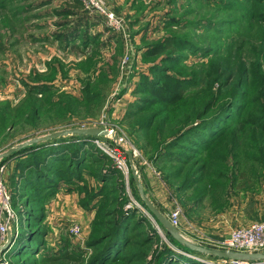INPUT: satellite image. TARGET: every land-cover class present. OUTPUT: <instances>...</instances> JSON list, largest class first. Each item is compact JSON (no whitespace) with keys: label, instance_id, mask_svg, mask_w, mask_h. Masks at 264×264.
<instances>
[{"label":"rangeland","instance_id":"obj_1","mask_svg":"<svg viewBox=\"0 0 264 264\" xmlns=\"http://www.w3.org/2000/svg\"><path fill=\"white\" fill-rule=\"evenodd\" d=\"M99 1L120 23L89 0H0V153L58 130H108L89 147L76 134L34 143L84 151L78 164L60 162L44 191L21 186L28 154L0 160L9 248L21 231L32 238L25 253L1 250L0 264H167L168 250V264H231L173 237L135 174L199 247L223 251L233 229L264 218V0ZM169 37L190 46L155 53ZM180 81L183 98L171 103ZM215 114L217 126L203 127ZM121 218L123 242L98 260L99 239Z\"/></svg>","mask_w":264,"mask_h":264},{"label":"trees","instance_id":"obj_2","mask_svg":"<svg viewBox=\"0 0 264 264\" xmlns=\"http://www.w3.org/2000/svg\"><path fill=\"white\" fill-rule=\"evenodd\" d=\"M178 45L190 46V44H188L187 41L175 37H169L156 44L155 53L162 54L169 50L176 51L175 49H172V47H177ZM195 50H197V48H195ZM180 82L181 83H177L179 86H177L176 91L171 93L168 98L171 103H176L183 98L184 93L182 87L185 86V82L183 81ZM209 117L210 118L205 119V121H203L202 125L205 124L203 127H206L210 130V128H212L213 126L215 125L217 126L215 120L216 119L215 117H217V115L215 114ZM77 136L84 141V143H82L79 147L81 146L83 147V145L84 147L85 145L89 147L88 145L89 143H86V140L94 138V136H85V135H77ZM198 140L199 143H203L205 141L203 140L202 137L199 136H198ZM49 147L48 145H43V146L37 145L36 147V145L32 144L30 146H27V148L21 149L20 151L15 152L13 154V155L19 153L23 155L28 154V158L27 160H25V162H23V164H24V169L25 168L30 169L31 177L29 173L22 174L23 175L22 177L24 178V183H22L21 186L24 189L33 187V188H38V190L40 191L41 190L44 191V189L53 188L56 183V179L54 178V176L55 175L57 176L60 171L59 169L60 168L59 166L61 164L60 162H65L66 159L69 158L71 162L73 160L74 162L73 165L78 164L80 163V158H81L80 154L84 153V151L82 150V152L78 155L77 150L79 147H74V146H69V147L66 146L65 148H61V149L59 148V150L56 151L49 150L50 149ZM69 153L73 155L75 154V158L70 157ZM120 216L123 217V214ZM124 221L121 218L116 228L110 230L109 233L103 234V236L99 239L107 242L102 248V252L97 255L98 260L100 259L102 260L103 258L109 256V254L111 252H114L118 248V246H120V244L123 242L125 238ZM24 239H26L27 241L28 240L32 241L29 232L25 233L21 231L19 235H17V237L13 238V242H14L13 245H15L13 251L15 252L16 255L25 253V251H29V248L32 247L27 245ZM174 256H175L174 253L172 254L171 251L168 250L167 252H165V259L163 260V262L164 263L167 262V264L173 262Z\"/></svg>","mask_w":264,"mask_h":264},{"label":"built area","instance_id":"obj_3","mask_svg":"<svg viewBox=\"0 0 264 264\" xmlns=\"http://www.w3.org/2000/svg\"><path fill=\"white\" fill-rule=\"evenodd\" d=\"M90 3L96 6L98 13L107 15L108 20L112 23L117 22L115 14L107 12L103 9V4L99 0H89ZM0 208L7 216L8 224L3 220L0 211V239L5 240L8 230L13 223V210H11V195L8 194V189L4 178L0 177ZM170 222L173 226L180 224V215L178 211H174L171 215ZM14 230H17L14 229ZM71 236L77 237L82 234L83 226L80 223H71L69 227ZM222 250L232 252H263L264 251V218L256 220L246 226H239L233 229L228 237L222 242ZM231 260V264H246L248 260Z\"/></svg>","mask_w":264,"mask_h":264},{"label":"water","instance_id":"obj_4","mask_svg":"<svg viewBox=\"0 0 264 264\" xmlns=\"http://www.w3.org/2000/svg\"><path fill=\"white\" fill-rule=\"evenodd\" d=\"M107 131L108 130H106V129L98 128V127H91V128L74 127L73 129L58 130V132L43 135V137L29 139V140H27V142H24V143H21L17 146L11 147V149H9L8 151L0 153V160L7 158V157H10L12 153L19 151L23 148H26L28 145L38 143V142L47 141V140H51L54 138H58L59 136H66V135H70V134L94 136V135L106 134ZM135 179L139 184V190H141V193L143 195V199L146 202L147 206H149L151 211L154 213V215H156V217H158L159 220L167 226V228L170 231V234L173 237L177 238L181 243L187 245L189 248L199 250L203 253H211V254H214L220 258L224 257V258L232 259V260L241 259V260H253V261L255 259L264 260V251L263 252H255V253H252V252H232L229 250L220 251V250L211 249V248H207V247L202 248V247H199V246L193 244L192 242H189L185 237H183L179 233L178 229L175 226H173L172 223L169 222V220L167 218H165L163 216V214L158 209H156V207L152 204V202L149 200V198L144 195V192L142 190V183L141 182L139 183V179H138V176L136 174H135ZM0 211H1V215H2L3 220L9 226L6 214L4 213V211L1 210V208H0ZM8 234H9L8 235V242L9 243L5 246H0V251L1 250L4 251V250L8 249L12 243L11 242L12 241V233H11L10 229L8 230Z\"/></svg>","mask_w":264,"mask_h":264},{"label":"crops","instance_id":"obj_5","mask_svg":"<svg viewBox=\"0 0 264 264\" xmlns=\"http://www.w3.org/2000/svg\"><path fill=\"white\" fill-rule=\"evenodd\" d=\"M249 224H250V223H249ZM249 224H247V225H249ZM14 247H15V245H13V247H11L10 250L7 251V254H8V255H10L11 252H13Z\"/></svg>","mask_w":264,"mask_h":264}]
</instances>
